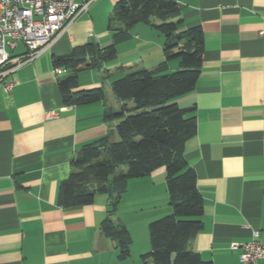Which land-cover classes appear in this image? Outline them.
<instances>
[{"label": "crops", "instance_id": "obj_1", "mask_svg": "<svg viewBox=\"0 0 264 264\" xmlns=\"http://www.w3.org/2000/svg\"><path fill=\"white\" fill-rule=\"evenodd\" d=\"M119 1L92 0L50 47L0 80V264H144L141 255L151 250L149 223L171 212L165 166L130 178L112 216L132 238L123 258L116 240L100 228L108 195L97 193L86 205L59 204L73 158L115 129L118 120H106L104 113L124 102L114 94L110 104L105 91L97 102L65 103L59 80L69 74L64 67L56 73L54 56L112 43L113 30L125 29L119 21L110 29ZM176 1L185 25L201 26L205 47L196 87L176 99L195 106L197 130L184 156L204 199V225L189 248L213 264H241V248L232 245L250 240L253 229L264 239V0ZM151 28L134 25L130 38L117 44L115 61L81 70L74 91L106 84L113 92L111 81L127 69L163 62V36ZM19 49L13 54L27 51ZM169 64L179 66L178 60ZM5 81L13 82L9 89Z\"/></svg>", "mask_w": 264, "mask_h": 264}, {"label": "trees", "instance_id": "obj_2", "mask_svg": "<svg viewBox=\"0 0 264 264\" xmlns=\"http://www.w3.org/2000/svg\"><path fill=\"white\" fill-rule=\"evenodd\" d=\"M115 21L125 29L113 30ZM138 23L162 34L165 60L153 68H129L111 81L114 94L124 104L117 111L106 109L104 118L118 123L79 149L72 160L74 171L60 185L59 204L86 205L94 202L97 193L108 195L110 207L100 228L116 240L125 258L130 255L132 238L128 228L117 225L112 216L130 178L165 166L171 212L149 223L151 250L143 253L141 260L144 264H213L189 248L204 225V199L196 172L184 156L185 143L197 130L195 106L183 107L176 101L192 91L199 79L205 50L201 26L185 25L176 0H120L110 15L112 43L104 47L89 43L54 56L55 67L73 71L59 80V87L65 103L80 105L104 99L102 86L74 91L78 73L114 59L117 44L129 39L130 30ZM172 59L179 62L176 69L170 67ZM115 133L118 140L113 138Z\"/></svg>", "mask_w": 264, "mask_h": 264}, {"label": "built area", "instance_id": "obj_3", "mask_svg": "<svg viewBox=\"0 0 264 264\" xmlns=\"http://www.w3.org/2000/svg\"><path fill=\"white\" fill-rule=\"evenodd\" d=\"M92 0H0V80L12 74L18 66L33 60L50 47L69 25L84 11ZM23 42L27 48L22 56L14 51ZM63 68H55L56 73ZM9 89L13 82L5 81ZM54 115L55 111H50ZM259 229L245 243L233 244L241 248V264H256L264 260V239Z\"/></svg>", "mask_w": 264, "mask_h": 264}, {"label": "rangeland", "instance_id": "obj_4", "mask_svg": "<svg viewBox=\"0 0 264 264\" xmlns=\"http://www.w3.org/2000/svg\"><path fill=\"white\" fill-rule=\"evenodd\" d=\"M140 25H143L144 26V24H139L138 26H140ZM151 31H153V33H158L157 32V30H155L154 28H151ZM155 31V32H154ZM160 33V32H159ZM22 46H24L25 47V45H24V43L23 42H20V44H19V46L16 48V50H18L19 48V51H21V49H22ZM15 50V51H16ZM14 51V52H15ZM137 54H139V53H137ZM172 60H176L177 61V59H172ZM115 60H112L111 61V63H113ZM65 70H68V73H65V74H71V72H73L72 71V69H65ZM105 91H109V94H108V102L110 103V104H113L114 105V100H112V99H116L115 97V95H114V93L113 92H110V90H108V88H107V85L105 84ZM117 108H119V107H117ZM119 139V136H118V134H116V136H115V138H114V140H118ZM122 170H126V168L125 167H122ZM122 198V197H121ZM119 206H120V202H119V204H118V206H117V210L116 211H118V208H119ZM139 208H145V206L144 205H142V206H140V207H134L133 209H139ZM142 212H139L138 214L140 215ZM133 214H137V213H134L133 212ZM149 239H150V236H149ZM150 245H151V241H150Z\"/></svg>", "mask_w": 264, "mask_h": 264}]
</instances>
